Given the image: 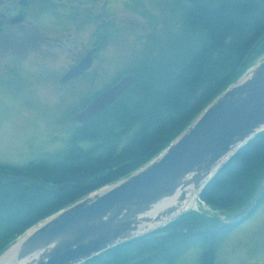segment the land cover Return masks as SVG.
Instances as JSON below:
<instances>
[{"label":"trees","instance_id":"1","mask_svg":"<svg viewBox=\"0 0 264 264\" xmlns=\"http://www.w3.org/2000/svg\"><path fill=\"white\" fill-rule=\"evenodd\" d=\"M168 3L175 28L153 29L163 38L154 42L158 37L151 36L153 46L132 66L129 74L137 83L116 104L79 125L62 158L25 167L0 164V176L30 180L15 185L0 178V256L34 226L157 157L264 54V0H164L160 7ZM105 31L106 26L100 35ZM263 178L264 132L217 173L200 199L217 210L245 207ZM262 205L264 192L232 225L189 212L85 264H174L194 243L204 250L201 264H213L221 240Z\"/></svg>","mask_w":264,"mask_h":264},{"label":"water","instance_id":"2","mask_svg":"<svg viewBox=\"0 0 264 264\" xmlns=\"http://www.w3.org/2000/svg\"><path fill=\"white\" fill-rule=\"evenodd\" d=\"M97 51L89 50L61 83L90 70ZM137 81L136 76L125 75L98 94L75 120L87 124L116 104ZM263 132L264 60L220 94L157 157L31 228L0 256V264H85L165 228L186 214L190 202L200 199L217 173ZM0 178L15 185L30 183L22 176ZM263 192L264 178L250 202L222 223L243 220Z\"/></svg>","mask_w":264,"mask_h":264},{"label":"rangeland","instance_id":"3","mask_svg":"<svg viewBox=\"0 0 264 264\" xmlns=\"http://www.w3.org/2000/svg\"><path fill=\"white\" fill-rule=\"evenodd\" d=\"M83 1L80 0L81 23L75 31L77 50L74 54L98 49L89 80L84 81L87 83L57 86L75 58L68 52L46 59L33 55L39 50H32L31 55H23L14 64H1V69L14 68L15 72L6 76L0 73V164L25 167L31 162L62 158L79 126L75 116L98 94L129 74L132 66L143 58L147 46H153L151 36L158 37L154 42L163 38L162 32L159 34L153 29L170 30L177 25L172 20L170 3L160 7L164 0ZM105 26V33L100 35ZM105 37L108 39L103 42ZM262 60L264 54L253 60L251 66ZM81 147L88 149L90 145ZM243 207L223 211L200 205L197 200L189 214L193 212L219 224ZM203 254L201 245L191 244L178 255L174 264H201ZM213 257V264H264V205L221 240Z\"/></svg>","mask_w":264,"mask_h":264},{"label":"flooded vegetation","instance_id":"4","mask_svg":"<svg viewBox=\"0 0 264 264\" xmlns=\"http://www.w3.org/2000/svg\"><path fill=\"white\" fill-rule=\"evenodd\" d=\"M88 2L91 3L90 0ZM79 6L80 0H0V66L2 63L4 66L14 64L23 55H31L32 50H39V53L33 51V55L46 59L55 57L59 52L75 55L65 73L79 64L86 55L82 52L74 54L77 50L75 31L81 23ZM90 71L63 84L64 73L57 86L80 81L85 84ZM14 72V68H0V73L5 76ZM57 81L56 77L53 83L56 85Z\"/></svg>","mask_w":264,"mask_h":264},{"label":"bare ground","instance_id":"5","mask_svg":"<svg viewBox=\"0 0 264 264\" xmlns=\"http://www.w3.org/2000/svg\"><path fill=\"white\" fill-rule=\"evenodd\" d=\"M195 202H196V200L193 199V200L190 202V204H189V208L192 207V206L195 204Z\"/></svg>","mask_w":264,"mask_h":264}]
</instances>
